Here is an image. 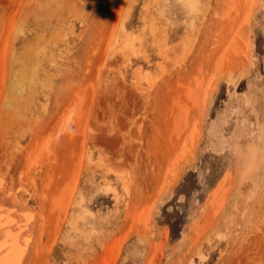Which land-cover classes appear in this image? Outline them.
Masks as SVG:
<instances>
[{
	"label": "rangeland",
	"instance_id": "rangeland-1",
	"mask_svg": "<svg viewBox=\"0 0 264 264\" xmlns=\"http://www.w3.org/2000/svg\"><path fill=\"white\" fill-rule=\"evenodd\" d=\"M0 151L22 264H264V0H0Z\"/></svg>",
	"mask_w": 264,
	"mask_h": 264
},
{
	"label": "bare ground",
	"instance_id": "bare-ground-1",
	"mask_svg": "<svg viewBox=\"0 0 264 264\" xmlns=\"http://www.w3.org/2000/svg\"><path fill=\"white\" fill-rule=\"evenodd\" d=\"M144 94V93H143ZM142 94V95H143ZM146 95V94H145ZM139 96H141V94L139 95ZM145 97V96H144ZM147 97H149L148 95H147ZM148 101V100H147ZM149 105V104H148ZM149 107V106H148ZM141 110V109H140ZM130 117V116H129ZM127 126V125H126ZM126 128V127H125ZM126 130V129H125ZM95 133H97V132H95ZM111 133V132H110ZM128 133V132H127ZM132 138V137H131ZM134 138V137H133ZM129 139V138H128ZM140 139V138H139ZM130 140V139H129ZM122 142V141H121ZM4 147V146H3ZM4 149V148H3ZM3 149H1V151L3 150ZM5 149H7V148H5ZM138 149V148H137ZM161 149V148H160ZM11 150V149H10ZM161 150H163V149H161ZM1 151H0V153H1ZM165 151V150H164ZM163 151V152H164ZM13 152V153H12ZM9 151V149H7V150H5L4 152H2V153H4V155H2V156H5V158H6V156H10V155H12V154H15V152L14 151ZM19 153V152H18ZM17 153V154H18ZM22 153H24V152H22ZM22 153H20V154H22ZM140 153V152H139ZM19 155V154H18ZM2 156H0V158L2 157ZM22 156H25V155H22ZM4 157H2V159H3ZM18 158H20V160L23 158L24 159V157H18ZM2 159H0V161L2 160ZM7 159V158H6ZM11 159V160H10ZM8 158V160L11 162H13V160L14 159H12V158ZM5 160V159H4ZM8 160H6V162L8 161ZM19 160V159H18ZM19 160V161H20ZM17 161V160H16ZM22 161V160H21ZM24 161V160H23ZM141 161V160H140ZM9 162V163H10ZM105 162H107V161H105ZM129 162V161H128ZM136 162V161H135ZM14 163H15V161H14ZM13 163V164H14ZM18 163H20V162H16V164L17 165H19ZM24 163V162H23ZM130 163V162H129ZM8 164V163H7ZM16 164H14V165H16ZM21 164V163H20ZM134 164V163H133ZM2 165H4V163H3V160H2ZM111 165V164H110ZM137 165V164H136ZM1 166V165H0ZM9 166H11V164H9ZM134 166V165H133ZM111 167V166H110ZM113 167V166H112ZM44 168V167H43ZM40 169H42L41 168V166H40V168H39V170ZM110 169V168H109ZM108 169V170H109ZM121 169V168H120ZM110 171V170H109ZM147 171V170H146ZM137 175V174H136ZM138 185H140V183L138 184ZM143 185V184H142ZM139 187V186H138ZM128 188H130V187H128ZM140 188V187H139ZM135 189H136V186H135ZM3 190V189H2ZM12 190V189H11ZM10 190V191H11ZM139 190V189H138ZM148 190V189H147ZM146 190V191H147ZM150 190V189H149ZM142 191V190H141ZM15 192V191H14ZM13 192V193H14ZM137 192H140V191H137ZM136 192V193H137ZM0 193H1V191H0ZM9 193H11V192H9ZM3 194H4V192H3ZM6 195V194H5ZM3 196V195H2ZM8 196V195H7ZM11 196V195H10ZM5 197V196H4ZM14 198H12V197H10V198H12V200H14L15 202H14V204H15V206H10V208H7V210H5V211H2L1 209H0V264H22V262H23V259H24V255H25V250H26V244H27V241H28V238L29 237H27L26 239H25V244L23 243V241H22V230L29 224V221H30V219H31V216L32 215H30L28 212H27V210L28 209H26L27 207H26V205H24L23 204V202H21V201H19V196H18V194H16L15 193V195L13 196ZM2 197H0V199H1ZM3 199H5V198H2L1 200H2V202L4 201ZM10 200V199H9ZM1 202V201H0ZM3 206H5L7 203H0V208L1 207H3ZM5 204V205H4ZM12 204H13V202H12ZM13 204V205H14ZM16 205H19V206H22L21 207V214H22V216H19L18 214H16L15 212H13V210H12V208H15V207H17ZM6 207H8V205L6 206ZM17 209V208H16ZM17 211H19V210H17ZM129 212V211H128ZM128 217V216H127Z\"/></svg>",
	"mask_w": 264,
	"mask_h": 264
}]
</instances>
